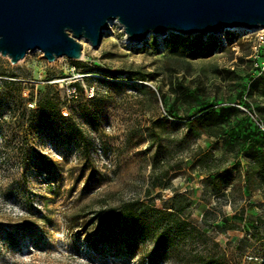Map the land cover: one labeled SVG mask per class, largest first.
I'll return each mask as SVG.
<instances>
[{"label": "rangeland", "instance_id": "1", "mask_svg": "<svg viewBox=\"0 0 264 264\" xmlns=\"http://www.w3.org/2000/svg\"><path fill=\"white\" fill-rule=\"evenodd\" d=\"M262 31L171 30L134 44L115 22L80 59L0 55V264H264V186L249 192L236 180L220 196L198 163L207 152L212 170L235 175L246 160L226 152L228 131L238 121L264 131ZM221 107L224 134L184 125ZM133 201L147 224L154 209L189 201L192 232H170L154 256L142 225L121 235L119 223L105 237L113 211ZM224 217L236 228L223 229ZM163 226H151L154 237Z\"/></svg>", "mask_w": 264, "mask_h": 264}, {"label": "water", "instance_id": "2", "mask_svg": "<svg viewBox=\"0 0 264 264\" xmlns=\"http://www.w3.org/2000/svg\"><path fill=\"white\" fill-rule=\"evenodd\" d=\"M112 20L134 44L171 30L202 36L260 30L264 0H0V55L12 63L34 50L50 61L80 59L81 39L99 47Z\"/></svg>", "mask_w": 264, "mask_h": 264}, {"label": "trees", "instance_id": "3", "mask_svg": "<svg viewBox=\"0 0 264 264\" xmlns=\"http://www.w3.org/2000/svg\"><path fill=\"white\" fill-rule=\"evenodd\" d=\"M264 71V70H262ZM227 108H234L233 106H228ZM224 107H221L218 112L214 110L208 109H197L196 113L199 114L196 117L187 116L184 121V125L188 129H192L195 125V122H202L204 125V132L208 134V136L215 135L218 130L224 134V120L226 116L224 115ZM169 114H173V110L169 109ZM227 136L229 137L228 146L226 148L227 153H232L234 157L243 156L246 160L245 169L242 171L238 164L240 161H236L234 163L235 169H237V173L233 175L228 167L220 169L216 167L212 170L211 164L204 163V159L208 157V153L204 152L200 158L198 159V163L202 164L207 168L206 178L210 180L212 191L215 194H218L223 197H227L229 194L226 192L227 186L230 185L233 187L235 185V181L239 180L242 182L244 188L251 192L255 188L259 190L264 186V131H261L259 128L254 129L246 122L238 121V126H234L228 131ZM223 158H214L213 162L220 161ZM158 164L157 161H155ZM165 163V161L159 162V164ZM214 165H216L214 163ZM175 168H179L180 164H176ZM162 174L167 175L168 169H160ZM156 180H160L159 176L155 174L152 176V183L154 186H158ZM189 205V201H184L183 203H176L175 209L173 212H169L161 209H154V212L158 214V216L154 219L151 224L145 223L143 217L145 215V205L140 204L138 201H133L126 203L120 209H116L110 215L109 219L105 222L106 230L104 232V236L106 237L107 233L111 232L112 228L115 229L116 225L122 223L119 233L121 235H125L127 230L130 229L132 232H135L138 225H142L143 227V239L151 238L155 240V245L151 253V256H154L156 253H159L160 250H164L172 245L170 243L171 237L170 232H173L176 235H181L184 232H192V228H188L190 223L182 214L185 213L187 207ZM245 209L241 210V213L244 214ZM101 214H103V210L95 211V214L90 219V222L98 218ZM125 222H129L128 225H124ZM163 224L162 230L158 234L157 237H154V233L151 230V226H160ZM223 229L226 228H236L235 223H229L228 217H224L222 224L220 225ZM133 235V234H132ZM100 237L99 239L103 238ZM129 242V241H128ZM151 257L147 259V262L150 263ZM207 260L213 261L212 258H207ZM208 263V261H203V264Z\"/></svg>", "mask_w": 264, "mask_h": 264}, {"label": "built area", "instance_id": "4", "mask_svg": "<svg viewBox=\"0 0 264 264\" xmlns=\"http://www.w3.org/2000/svg\"><path fill=\"white\" fill-rule=\"evenodd\" d=\"M258 46L264 48V30L260 33V38H259ZM259 67L262 70H264V61L261 62V64L259 65Z\"/></svg>", "mask_w": 264, "mask_h": 264}, {"label": "bare ground", "instance_id": "5", "mask_svg": "<svg viewBox=\"0 0 264 264\" xmlns=\"http://www.w3.org/2000/svg\"><path fill=\"white\" fill-rule=\"evenodd\" d=\"M115 22H118L117 20H112L111 22H110V27H109V29H112V24L113 23H115ZM233 29H244V28H242V27H238V28H232V30ZM261 29H264V28H261ZM251 31H254V29H251ZM159 35V34H158ZM128 41V40H127ZM81 42H82V44H83V47L86 45V42H88V41H86L85 39H81ZM129 42V41H128ZM89 43V42H88ZM90 44V43H89ZM91 46V45H90ZM83 54H84V51H83ZM83 56V55H82ZM82 58V57H81Z\"/></svg>", "mask_w": 264, "mask_h": 264}]
</instances>
